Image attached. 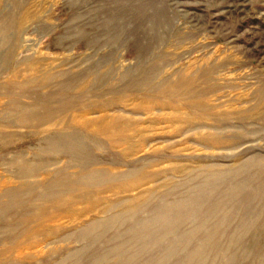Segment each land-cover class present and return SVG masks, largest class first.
<instances>
[{"label":"rangeland","instance_id":"rangeland-1","mask_svg":"<svg viewBox=\"0 0 264 264\" xmlns=\"http://www.w3.org/2000/svg\"><path fill=\"white\" fill-rule=\"evenodd\" d=\"M232 2L0 0V264H264V0Z\"/></svg>","mask_w":264,"mask_h":264},{"label":"bare ground","instance_id":"bare-ground-1","mask_svg":"<svg viewBox=\"0 0 264 264\" xmlns=\"http://www.w3.org/2000/svg\"><path fill=\"white\" fill-rule=\"evenodd\" d=\"M231 1H233L232 3H234V5H235V3H238V2H240V0H231ZM235 11V10H234ZM215 69V68H214ZM189 70V69H188ZM191 71V70H190ZM188 72V71H187ZM179 73V72H178ZM190 74V73H189ZM180 76V75H179ZM182 76V75H181ZM180 76V77H181ZM185 76V75H184ZM188 76V75H187ZM186 76V77H187ZM182 78V77H181ZM189 78H187V79H179V81H178V85H177V88L178 87H180V88H182V89H184V88H186V95H187V98H188V96L190 97V98H195L194 96H197V95H199V94H201V93H197V94H195L196 92H195V90L192 88L193 87V84H194V82H195V80H196V78H194L193 77V80H188ZM195 79V80H194ZM174 83V82H173ZM210 83V82H209ZM172 84V83H171ZM176 85V84H175ZM194 88H195V86H194ZM197 91V90H196ZM160 92V91H159ZM158 92V93H159ZM165 92V94L167 93L166 92V90L164 91ZM201 92H203V91H201ZM155 93H156V91H155ZM157 93V94H158ZM162 93H163V91H162ZM156 94V95H157ZM164 94V95H165ZM159 95V94H158ZM170 95L171 96H173L174 94H173V92L172 93H170ZM205 95V94H204ZM146 96V95H145ZM182 96V95H181ZM148 97V96H147ZM174 97V96H173ZM175 97H177V96H175ZM170 98H172V97H170ZM192 100V99H191ZM13 102V101H12ZM53 113V112H52ZM22 114V113H21ZM45 114V113H44ZM33 118V117H32ZM19 119V118H18ZM40 121H42V120H40ZM104 121V120H103ZM125 121V120H124ZM101 122V121H100ZM99 122V123H100ZM22 123V122H21ZM24 123H26V121L24 120ZM93 124V123H92ZM101 124V123H100ZM116 124L114 123V125L113 126H115ZM116 127V126H115ZM95 130V129H94ZM107 130H108V127L106 126L105 128H104V133L105 134H107ZM101 131V130H100ZM109 132V131H108ZM120 132V131H119ZM125 137V136H124ZM84 164H85V162H84ZM26 169V168H25ZM32 169V168H31ZM31 169H28V170H26V174L28 175V174H31L32 173V170ZM34 171V170H33ZM25 175V174H24ZM77 175V174H76ZM65 176V175H64ZM71 176V175H70ZM78 176V175H77ZM84 176V175H83ZM92 176H93V174H86V176H85V178L88 180V181H90V180H92L91 178H92ZM80 178V177H79ZM99 181H101V180H99ZM82 182H84V181H82ZM67 183V182H66ZM66 183H62L61 184V186H62V188H61V190H59V191H56L55 192V197H57V199H61L62 198V196L64 195V194H66L68 191H69V184H66ZM30 188V187H29ZM52 190V189H51ZM52 193V192H51ZM17 194V193H16ZM50 197V196H49ZM89 198V197H88ZM90 205V204H89ZM92 207V206H91ZM44 213H47L45 210H44V212L42 213V214H44ZM41 218V217H40ZM40 218L39 219H37V217L35 218V220L36 221H41L40 220ZM33 219V218H32ZM50 218H48V220H49ZM23 221V220H22ZM44 221V220H43ZM42 221V222H43ZM21 226V225H20ZM96 230V229H95Z\"/></svg>","mask_w":264,"mask_h":264}]
</instances>
